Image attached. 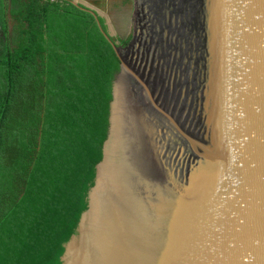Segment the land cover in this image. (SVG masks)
I'll return each instance as SVG.
<instances>
[{
	"label": "water",
	"instance_id": "95a60500",
	"mask_svg": "<svg viewBox=\"0 0 264 264\" xmlns=\"http://www.w3.org/2000/svg\"><path fill=\"white\" fill-rule=\"evenodd\" d=\"M72 4L119 61L106 138L18 264H264V0H131L126 45Z\"/></svg>",
	"mask_w": 264,
	"mask_h": 264
},
{
	"label": "trees",
	"instance_id": "16d2710c",
	"mask_svg": "<svg viewBox=\"0 0 264 264\" xmlns=\"http://www.w3.org/2000/svg\"><path fill=\"white\" fill-rule=\"evenodd\" d=\"M11 12L8 33L0 0V264L19 263L56 189L104 142L119 67L94 16L72 0H26Z\"/></svg>",
	"mask_w": 264,
	"mask_h": 264
},
{
	"label": "rangeland",
	"instance_id": "374dc122",
	"mask_svg": "<svg viewBox=\"0 0 264 264\" xmlns=\"http://www.w3.org/2000/svg\"><path fill=\"white\" fill-rule=\"evenodd\" d=\"M85 5L95 8L109 25L108 30L118 37L120 23L116 20L120 12L127 13L131 8V0H82ZM119 12V13H118ZM116 16V17H115ZM123 28V27H122ZM120 44V43H119Z\"/></svg>",
	"mask_w": 264,
	"mask_h": 264
},
{
	"label": "crops",
	"instance_id": "0c3cea01",
	"mask_svg": "<svg viewBox=\"0 0 264 264\" xmlns=\"http://www.w3.org/2000/svg\"><path fill=\"white\" fill-rule=\"evenodd\" d=\"M14 1L16 4H14ZM26 0H5V4L7 6V32L8 33H11L14 25H15V19L12 17V12H15L17 11V8L19 7L20 4H23ZM78 2H83L82 0H77ZM84 4V3H82ZM3 32L1 31L0 29V38L2 39L3 38ZM2 46V45H0ZM3 47V46H2ZM0 47V49L2 48Z\"/></svg>",
	"mask_w": 264,
	"mask_h": 264
},
{
	"label": "flooded vegetation",
	"instance_id": "af4514ba",
	"mask_svg": "<svg viewBox=\"0 0 264 264\" xmlns=\"http://www.w3.org/2000/svg\"><path fill=\"white\" fill-rule=\"evenodd\" d=\"M128 19H129V17L127 18V13H125V12H120V14L118 15V18L116 17V20H118V22L120 23V25L123 27V28L120 27V30H118L119 32H124L125 27L127 25L126 22L128 21Z\"/></svg>",
	"mask_w": 264,
	"mask_h": 264
}]
</instances>
